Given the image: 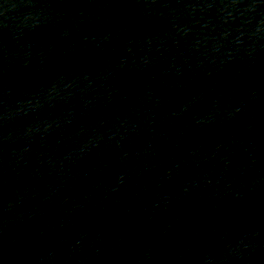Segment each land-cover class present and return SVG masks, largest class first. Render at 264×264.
Returning <instances> with one entry per match:
<instances>
[{"label":"water","instance_id":"1","mask_svg":"<svg viewBox=\"0 0 264 264\" xmlns=\"http://www.w3.org/2000/svg\"><path fill=\"white\" fill-rule=\"evenodd\" d=\"M0 264H264V0H0Z\"/></svg>","mask_w":264,"mask_h":264}]
</instances>
